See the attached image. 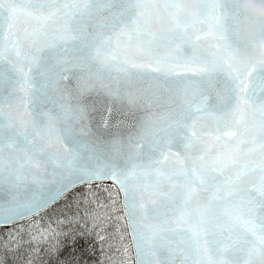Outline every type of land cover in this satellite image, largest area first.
I'll return each instance as SVG.
<instances>
[{
    "label": "snow or ice",
    "instance_id": "obj_1",
    "mask_svg": "<svg viewBox=\"0 0 264 264\" xmlns=\"http://www.w3.org/2000/svg\"><path fill=\"white\" fill-rule=\"evenodd\" d=\"M232 3L194 0L191 30L168 40L152 13L162 4L178 21L177 0H0V226L110 180L136 264H264V71L231 63ZM59 49L74 59L50 65ZM97 84L133 105L148 86L149 104L166 101L160 126L110 134L111 107L83 100ZM50 87L52 107L38 108Z\"/></svg>",
    "mask_w": 264,
    "mask_h": 264
},
{
    "label": "trees",
    "instance_id": "obj_2",
    "mask_svg": "<svg viewBox=\"0 0 264 264\" xmlns=\"http://www.w3.org/2000/svg\"><path fill=\"white\" fill-rule=\"evenodd\" d=\"M112 191L119 207L113 185H86L37 216L43 221L40 228L28 226L32 219L0 228V264H115L108 219L99 210L110 205L107 195ZM123 232L129 248L125 225Z\"/></svg>",
    "mask_w": 264,
    "mask_h": 264
},
{
    "label": "water",
    "instance_id": "obj_3",
    "mask_svg": "<svg viewBox=\"0 0 264 264\" xmlns=\"http://www.w3.org/2000/svg\"><path fill=\"white\" fill-rule=\"evenodd\" d=\"M246 0H233V3L231 4V11H232V19L230 22L229 27V34L236 45L234 48V51L236 50H244L248 47L247 44H242L240 42V36L238 32L236 31L237 25H240L244 20H252L254 19L250 12L244 9L243 5L245 4ZM177 5L178 0H177ZM207 31V26H201L200 32L203 34ZM203 43V41H202ZM75 57V54L69 49L68 51H64L63 49H59L56 51L49 59L50 65L56 64L58 59L65 60L71 62ZM66 84L68 88L66 90H74L76 88V81L75 80H68V81H62L61 85L63 86ZM203 90L209 94L212 97V100L210 103L215 102V90L213 86L210 83H205L203 86ZM255 87L257 91L259 90V83L257 82L255 84ZM136 94V104H129L127 100H116L114 102L109 103V98L106 96H103V93L100 91V85L97 84L96 90L86 94L83 98L84 103L88 104L90 107L92 105V102L96 100L98 97L103 99L104 104L103 106L97 105V107H101V110L104 112L105 116H108L107 108L111 107L112 113L110 116H108L109 119V129L108 132L112 135H118L124 139L125 142H127V139L130 135L135 136L138 132L141 131H147L152 127H159V123L156 120V117L159 113L163 112L165 108L162 106L166 101L161 102L160 104H157L156 102H153L151 104L148 103V100L151 96V92L148 90V86H143L139 91L133 90ZM165 97L168 96V93L164 94ZM51 96L55 98L57 96V93L53 92L51 87L48 89L47 96L44 95L42 92H37L35 97V103L38 108L47 109L52 107V104L49 102L48 97ZM96 115L97 120H99V113H94ZM175 150V148H174ZM147 152V148L145 149ZM174 157L172 160L174 161ZM170 164L172 161L169 162ZM178 166V165H176ZM101 183H109L115 187V189L118 192L119 195V202H120V208L121 213L124 219L129 244L131 248L132 253V262L133 264H136V253L135 248L132 243V237L130 235V231L127 224V218L124 216L123 210H122V202H123V196L118 191L117 186L113 184L112 181L107 180L99 183H93L95 184H101ZM86 186V185H78L74 186L73 188L69 189L62 197H60L58 200L50 204L47 208L40 211L38 214H34L32 216H29L27 218L21 219L20 221L10 224V225H4L0 226V228H6L10 227L19 223H22L24 221L30 220L32 218H35L51 207H53L55 204H57L59 201H61L63 198H65L68 194H70L73 190ZM157 211L161 214H171V206L167 202L161 203ZM180 247H185V245H180ZM181 257L177 255L176 257V264H181Z\"/></svg>",
    "mask_w": 264,
    "mask_h": 264
},
{
    "label": "clouds",
    "instance_id": "obj_4",
    "mask_svg": "<svg viewBox=\"0 0 264 264\" xmlns=\"http://www.w3.org/2000/svg\"><path fill=\"white\" fill-rule=\"evenodd\" d=\"M180 19L175 21L165 5H159L152 13V28L157 36L168 40H175L177 25L181 30H191L197 18V9L194 0H178ZM244 9L254 18L244 20L237 25L236 31L240 42L247 44L244 50L232 53L233 67L243 71L254 68L264 71V0H246ZM217 61L223 62V54L217 53Z\"/></svg>",
    "mask_w": 264,
    "mask_h": 264
},
{
    "label": "rangeland",
    "instance_id": "obj_5",
    "mask_svg": "<svg viewBox=\"0 0 264 264\" xmlns=\"http://www.w3.org/2000/svg\"><path fill=\"white\" fill-rule=\"evenodd\" d=\"M107 198H109L108 203L111 201L110 205L107 204L105 206H101V207H99V210L108 219L107 229H108L109 235L112 236V237H110V241L112 244V249H113L112 253H113V256L115 259L114 260L115 264H133L131 248L130 247L128 248V242L124 238L123 230H124L125 223H124L122 213L119 210L120 206L118 207V204H117V196L112 191L111 196L107 195ZM42 222L43 221H41V223H40V219L37 220L35 217V218H32V220L30 222L31 224H29L28 226L31 227V229L33 230L37 227L40 228ZM45 235H46V233H41V236H45ZM47 235H48V233H47ZM113 235L118 236V238H116Z\"/></svg>",
    "mask_w": 264,
    "mask_h": 264
}]
</instances>
